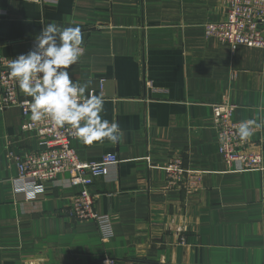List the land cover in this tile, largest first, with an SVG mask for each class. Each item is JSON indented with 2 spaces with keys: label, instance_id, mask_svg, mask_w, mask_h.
Returning a JSON list of instances; mask_svg holds the SVG:
<instances>
[{
  "label": "crops",
  "instance_id": "obj_1",
  "mask_svg": "<svg viewBox=\"0 0 264 264\" xmlns=\"http://www.w3.org/2000/svg\"><path fill=\"white\" fill-rule=\"evenodd\" d=\"M224 15L223 0H0L3 56L34 50L50 23L80 27L84 53L70 78L104 99L101 116L121 133L117 142L72 141L81 160L118 157L91 186L109 219L104 238L93 220L68 215L78 188L66 172L42 185L15 181L16 157L39 141L21 130L18 107L0 108V264H264V125L247 138L263 168L235 170L218 154L211 109L228 102L234 120L259 122L264 48L206 37L204 25ZM172 156L197 184L167 185Z\"/></svg>",
  "mask_w": 264,
  "mask_h": 264
},
{
  "label": "built area",
  "instance_id": "obj_2",
  "mask_svg": "<svg viewBox=\"0 0 264 264\" xmlns=\"http://www.w3.org/2000/svg\"><path fill=\"white\" fill-rule=\"evenodd\" d=\"M24 2L44 5L48 0H21ZM225 4L224 18L218 22H208L204 25L206 37H213L220 43L227 44L231 50L239 45L264 48V0H223ZM6 57L0 54V108L16 106L21 111L20 128L22 131L34 132L39 141V148L16 157V182L42 185L45 182H55L59 174H68L67 184L77 187L73 193L67 210L70 217L79 221L93 220L104 238L111 237L109 219L95 210L96 194L91 192L95 178L103 176L109 165L117 163L115 153H106L97 161L81 160L73 146L76 138L71 126L57 127L50 119L33 122L30 119V109L27 103L31 98L21 96L17 82L9 76L7 67L10 60L21 54ZM151 85V81H146ZM95 91L89 89L85 95ZM235 106L228 102L211 105L212 115L218 124L217 151L223 162L235 170H261L263 157L260 152L247 149V139L238 136V128L243 121L234 120L232 113ZM166 183L175 185L186 177L190 183L197 184L199 175L185 168L180 157H170L163 166ZM15 195L26 198L25 191L15 190ZM112 264V260H108Z\"/></svg>",
  "mask_w": 264,
  "mask_h": 264
},
{
  "label": "clouds",
  "instance_id": "obj_3",
  "mask_svg": "<svg viewBox=\"0 0 264 264\" xmlns=\"http://www.w3.org/2000/svg\"><path fill=\"white\" fill-rule=\"evenodd\" d=\"M80 27H61L50 23L36 38L35 49L8 62L9 76L20 91L31 98L27 101L30 119H50L57 127L71 126L76 138L86 144L117 142L121 133L116 123L103 119L104 99L85 95L88 85L70 78L69 67L84 53ZM264 125V116L257 121H243L238 136L247 139L253 127Z\"/></svg>",
  "mask_w": 264,
  "mask_h": 264
}]
</instances>
